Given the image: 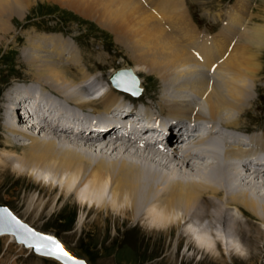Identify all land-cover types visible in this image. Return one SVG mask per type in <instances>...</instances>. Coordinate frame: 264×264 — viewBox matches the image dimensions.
<instances>
[{"label":"bare ground","instance_id":"bare-ground-1","mask_svg":"<svg viewBox=\"0 0 264 264\" xmlns=\"http://www.w3.org/2000/svg\"><path fill=\"white\" fill-rule=\"evenodd\" d=\"M69 1L93 15L97 22L103 23L102 27L105 29L115 31L127 50L133 52L134 55L131 54V57L135 66L145 65L149 75H158L166 86L165 97L162 98L163 104L159 106L165 110L164 114L177 120L172 130L185 133L190 120H195L198 123H211L217 128L216 135L204 137L200 134L203 130L199 131L198 127L192 129V135L195 137L200 135L195 143L196 148L188 150L184 159H196L198 165L205 167L200 170L188 166L183 168V162L179 159L169 158L164 153H157L154 150L134 151L124 143L114 145L112 142H104L100 149L97 148L98 150L96 147L91 148L94 137L83 134V130L67 132L65 125L60 123L64 121L60 120L62 111L59 113L57 109H65L71 105L90 111L99 105L100 109L92 110V113L100 122H109V119H106L107 114L123 109L124 102L119 101L122 91L113 88L99 100H92L88 95L96 91V86L93 83L87 86L86 83L93 76L81 73L80 78L75 76L72 78L65 73L70 69V67L65 68V63L75 65L79 62L71 43L54 36L29 41L31 60L26 64L36 68L32 76L36 86L25 91L22 103L30 105L35 126L31 125L29 129L37 128L38 135L17 129L15 126H20V121H11L12 113L3 106V102H8V97L1 100L0 186L9 182L11 177L13 181H10V185L17 182L23 185L28 183L23 188L27 190L37 176L40 178L39 185L44 184V190L40 191L37 201L27 197L28 195L27 198L24 197L22 201L24 215H16L21 220L12 213L8 214L7 208H5L6 212L1 208L4 206L0 205V213L3 212L1 214L4 220L19 226L22 236L23 232L32 234V229L22 222L25 221L22 218L28 216L32 221H41L50 215L45 214L46 210L52 212L58 209L60 203L64 201L69 203L74 197L80 208L90 212L85 222L89 220L92 212L98 215L104 214L106 218L99 216V219L103 220H109L115 215L117 216L115 220L123 217L135 225L144 222L145 227L156 228L160 232H166L167 235L174 234L184 222L186 227L183 235L177 238L178 242L181 238L194 239L197 244L193 245V249L208 256L212 261L220 262L217 238L224 242L225 255L228 257L244 256L245 259L251 255L256 256L254 248L249 247L250 249L247 248L246 251H240V245L237 246V243L239 240L244 242L242 237L251 235L250 230L247 229L251 225L250 220L247 219L250 214L258 220L256 224L260 225V228H256L254 242L264 233V193L260 194L261 196L256 193L264 191V178H261L256 171V175L248 179L246 173L244 175L248 181L245 182H248L246 184L249 189H242L241 185L236 184L237 177H243L240 176L241 169L232 167L229 160L233 158L243 160L245 157L256 156V151L264 150V132L253 134L251 138L245 140L234 136L231 141L226 140V134L221 133L223 128L250 133L242 130V118L246 115L250 99L253 97L251 94L257 69L250 67L249 71L243 68L244 74L241 76L236 75L234 70L238 68V64L246 63V58L243 56L250 54V41L260 44L264 40V33L250 34L253 30L243 25L242 17L245 11L239 14V11L244 10L243 4L238 5L236 12L229 16L230 26L221 32L223 37L221 42L217 43L214 39L207 42L203 40L200 46H196L192 40L194 34L192 33L190 39L189 33L186 32H183L181 41L189 42L183 45L180 41L181 45L178 44L176 39L179 40L180 35L176 39L171 36L174 27L168 31L163 26L166 17L163 14L159 16L151 13L140 0ZM22 7L21 0H0V17H5L14 11L21 12ZM174 9L175 7L173 11ZM7 20L4 21L8 23ZM2 22L0 21V24ZM8 28L2 29V33L10 32ZM194 36L200 39L198 34ZM1 40L2 38L0 42ZM48 41H51L50 44L53 46L51 50L55 55V58L49 55L54 60L51 62L40 60L44 57L42 50L47 47ZM233 41H236L234 45ZM232 47L234 53L227 55V60L222 62L212 54L219 48L226 52L230 51L229 48L232 50ZM132 73L139 75L136 72ZM139 81L140 88L143 89L144 82ZM35 90H38L40 95L36 96ZM189 93L192 94L190 97H188ZM162 95L163 93L159 98ZM148 114L147 122L152 117L150 112ZM64 118L66 119L65 116ZM60 133L63 135L61 140ZM68 135L82 143L72 141L67 138ZM14 136L16 139H13ZM174 139L173 133L167 137L168 142L173 143ZM208 139L211 141L209 142ZM215 139L218 140L214 143ZM243 145L249 148H244ZM99 150L104 151L105 154L97 153ZM193 174L198 177L201 176L199 174H203V177L197 179ZM240 178L238 180H244ZM36 179L32 188L38 185L39 179ZM55 182L58 185H55ZM246 184L244 183V186ZM52 217L53 215H50L48 220ZM241 217L246 218L245 221ZM79 220L81 227L82 219ZM8 232L17 236V232ZM9 238L13 240L14 237L11 235ZM17 238L19 239L18 236Z\"/></svg>","mask_w":264,"mask_h":264},{"label":"rangeland","instance_id":"rangeland-1","mask_svg":"<svg viewBox=\"0 0 264 264\" xmlns=\"http://www.w3.org/2000/svg\"><path fill=\"white\" fill-rule=\"evenodd\" d=\"M21 1L23 2L21 12L14 11V13L10 12L9 15L5 17H0L1 22L8 19V23L4 21L0 24V38H2V40L4 39V41L1 40L0 42V111L2 110L1 100L5 98L4 92L9 87L18 82L36 83L32 78L36 68L29 67L26 64L31 60L30 42L32 40H39L40 37L45 36L61 37L64 42L71 43L76 51L79 59L78 64L65 63V68L70 67V69L65 72L68 77L73 78L75 76L80 78L81 73H88L90 76L103 75L104 77L109 72L114 73L115 69H130L131 72L139 74L140 80L144 82V91L140 98H150L151 100H149V102L153 103L157 109L162 110L159 105L163 104L162 98L165 97L164 93L166 92L165 84L158 78L157 74L149 75L145 65H134V61H132L131 57V54L134 55L133 52L131 51V53L127 50L126 46L122 43L123 41L120 40V37L115 31L107 30L102 27L103 23L97 22V19L93 15L74 6L75 4L71 3L69 0ZM140 1H142L141 3L143 5L145 4L144 6L151 11V13L156 14L159 12L166 17V22L163 26L168 31L172 30V27H174V30H172L173 35L171 36H174L176 39V37L180 35L178 37L179 40L176 39L178 44H180L179 42L181 41L183 32L189 33L190 39L192 33L194 35L198 34L200 38H207L206 35L198 33L199 30H205L212 34H220L218 37H212L218 43L223 38L220 31L223 30L222 27L224 23L228 22L225 27L230 26L229 16L236 12L238 5L242 4L244 10L239 11V14L241 15L245 11L244 17H242L243 25L247 26L248 23V29L253 30L250 34L264 33V0H248L247 4V0H185V2L184 0H181V2L180 0ZM174 7L175 9L173 11ZM185 7H187V9H185ZM191 26L194 28H191ZM7 27H9L8 30L10 32L5 34L2 33ZM195 28L198 31L195 30ZM3 34L6 35V37H4ZM194 35L192 40L195 42L198 38ZM212 38H209L208 41L213 40ZM227 40L228 39H226V42L228 43ZM184 41L185 42L181 41L183 45L189 42L187 40ZM50 42L51 41H48L47 47L42 50L44 59L41 58L40 60H46L48 62L54 61L52 58H55V55L53 54V50H51L53 46ZM194 45L200 46L201 44L196 41ZM233 48L234 47H232V50L229 48L230 51L226 52L219 48L216 52H212V54L213 56H217L222 62V60H227L229 54L234 53ZM45 50L48 53H45ZM235 52L237 53V51ZM39 54L41 55L42 53L39 51ZM243 58H246V63L252 65H246L244 62L238 64V68L234 70L236 75H243V68H247L249 71L250 67L253 69L256 68L257 70L255 69V84L251 94L253 97L250 99V106L246 110V115L242 118V130L250 131V134H261L264 132V40L260 44L250 41V54L243 56ZM243 64L248 67L243 66ZM129 66L131 68H129ZM162 93L163 95L159 98ZM158 102L162 103L158 104ZM164 103L166 102L164 101ZM34 113L36 114V111H34ZM12 117L11 115V121H13ZM18 117L20 118V114ZM20 123V126L16 125L15 127L26 132V129L29 127L27 124L28 122L22 120ZM31 133L38 135V130L33 129ZM91 148H95V146L91 145ZM17 152H20V150H17ZM97 153L105 154L104 151L100 150ZM36 178L37 176L34 177L33 181ZM37 179L38 185L35 186V188H32L33 181H29L31 182V186H28L27 191L23 188L28 185V183H24L23 185L17 182L10 185V181H13L10 177L9 182L0 186V205L8 208L16 218H18L17 216L24 215L25 209H22L24 197L28 195L27 197H32V199L37 201L40 191L44 190V184L39 185L40 178ZM237 181L236 184L241 185L242 189H249L247 186L248 182H245L248 180L245 179L241 182L237 179ZM244 183L247 184L244 186ZM56 184L58 185V183L55 182V185ZM256 193L261 196L264 191L262 193ZM60 195L58 197H60ZM72 198L69 203H64L65 201L60 203L58 209L56 208L52 211L53 213L46 210L45 214L53 215L50 220H48L50 215L41 221L37 220V222L28 219L29 217L26 216V218H22L25 220L22 222L26 223L32 231L38 229L43 232L54 233L59 237L60 242L63 241L72 248L84 253L89 258L90 264H264V233L259 240L254 242L256 228H260V225L256 224L258 220L254 218L252 214H250V217L247 214V219L250 220L249 222L251 224L247 229L250 230L251 235L249 237H242L244 242L237 238L239 240L237 246L240 245V251H246L249 247L254 248L256 256L251 255L245 259L244 256H241V258H236L234 256L228 257L225 255L224 242L222 243V241H220L221 239L217 238L219 243L217 246L218 253L220 254L218 259L220 262H215L208 258V256H204L199 253V251L196 252L193 249V245L196 243L194 239L188 240L187 238H181L178 242L177 238L179 235H183V230L186 227L184 222H182V226L172 235H167L166 232H160L156 228L145 227L146 225H144V222L140 225H135L131 221L129 222L123 219V217H119L118 220H115L117 217L115 215L111 217L113 220L99 219V216L100 218H106V216H104V214L98 215L95 212H92L88 218L89 220L85 222L90 213L89 210L84 211L83 208H80L76 199L74 197ZM55 210L57 212H55ZM18 219L21 220L20 218ZM79 219H82L83 224L81 227H79ZM242 219H244V217ZM214 235L215 234H213V236ZM0 264L59 263L37 256L34 253L29 255L26 249L21 248L17 244H9L7 238H0Z\"/></svg>","mask_w":264,"mask_h":264},{"label":"water","instance_id":"water-1","mask_svg":"<svg viewBox=\"0 0 264 264\" xmlns=\"http://www.w3.org/2000/svg\"><path fill=\"white\" fill-rule=\"evenodd\" d=\"M126 76L130 75V74H125ZM3 210L6 211L5 207H1ZM7 212V211H6ZM3 213V212H1ZM0 213V221H4V223L0 224V234L4 233V232H8V231H12L14 233L17 232V236L19 237V239L26 243L27 245H32L35 247V251L40 253V254H48L50 256H54L58 259H60L61 261H63L65 264H84L83 260L80 259V257L76 256L74 253H72L71 251H69L67 248H65L63 245H61L59 243L60 246L63 247L64 251H66L68 253L69 256L72 257V259H69L65 256L60 255V253L57 251L56 249V245L54 242H58L56 239H48L51 237H37L33 234H29V236L24 237L22 236V234L19 232V226H14L12 225V223L8 222L7 220H4V217H2L3 214ZM8 214H10V212H7ZM1 223V222H0ZM49 241H51V243H49ZM79 260V261H78Z\"/></svg>","mask_w":264,"mask_h":264},{"label":"snow or ice","instance_id":"snow-or-ice-1","mask_svg":"<svg viewBox=\"0 0 264 264\" xmlns=\"http://www.w3.org/2000/svg\"><path fill=\"white\" fill-rule=\"evenodd\" d=\"M48 239H51V238H48ZM54 243H55L56 249L60 253V255L65 256V257H67L69 259H72V257L69 256L66 251H64L63 247L59 245V242H54Z\"/></svg>","mask_w":264,"mask_h":264}]
</instances>
